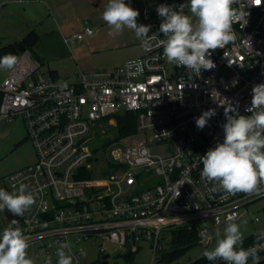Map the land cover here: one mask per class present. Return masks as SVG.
Masks as SVG:
<instances>
[{
  "label": "built area",
  "instance_id": "obj_1",
  "mask_svg": "<svg viewBox=\"0 0 264 264\" xmlns=\"http://www.w3.org/2000/svg\"><path fill=\"white\" fill-rule=\"evenodd\" d=\"M188 2L136 4L138 24L151 25L149 35L157 33L163 39L157 7L166 4L179 11L185 5L183 11L190 14ZM256 4L238 0L233 5L249 15L233 25L235 40L212 53L215 67L202 70L199 77L169 64L159 40L152 41L151 50L141 46L139 56L120 65L79 72L74 83L35 77L39 60L29 49L21 52L0 81V120L21 115L35 149L32 164L5 175L13 191L24 183L37 196L23 217L13 216L35 264H57V249L65 241L72 244L73 264H79V244L89 238L103 252L113 243L134 253L141 241H147L155 262L170 226L195 230L204 252L217 229L237 220L242 208L264 196L239 193L222 198L225 194L209 191L212 185L201 177V156L224 138L226 117L220 104L227 100L239 114L251 115L245 109L251 105L252 87L264 83V0ZM83 33L93 30L86 27ZM209 109L216 115L198 129L196 118ZM122 111L134 114L142 136L115 148L111 158L96 156L89 144L90 130L96 124L102 128L101 120L107 124ZM157 145L168 146L169 153H152Z\"/></svg>",
  "mask_w": 264,
  "mask_h": 264
},
{
  "label": "clouds",
  "instance_id": "obj_2",
  "mask_svg": "<svg viewBox=\"0 0 264 264\" xmlns=\"http://www.w3.org/2000/svg\"><path fill=\"white\" fill-rule=\"evenodd\" d=\"M238 0H189L190 14L174 10L161 4L156 11L162 21L159 33L149 35L151 25L138 24L139 11L125 0H108L102 12L103 21L109 26L110 35L131 29L141 46L151 50L152 41L159 40L163 46V56L169 64L183 67L197 77L202 70H212L214 61L210 59L217 49L235 40L233 25L245 21L249 13L234 8ZM256 5V0H252ZM15 55L8 53L0 57V69L11 70L17 64ZM139 71V69H137ZM226 122L223 124L224 138L201 156V177L212 187L211 192H222L227 196L239 193L264 195V83L252 87L250 107L245 109L251 115H241L231 102L225 100ZM216 115L215 109L202 112L196 118L198 129H203L210 118ZM15 189L16 186L13 185ZM37 196L28 186L20 183L17 190L8 192L0 188V211L7 210L13 216L23 217L36 203ZM211 240V237H205ZM216 243L203 252L209 261L221 260L224 264H260V253L264 252V232L258 234L253 245L244 248V235L241 226L229 222L215 232ZM240 246V247H238ZM30 245L18 221L13 219L10 226L0 233V264H35L29 256ZM57 264H73L72 244L61 242L56 253ZM51 264V260L48 261Z\"/></svg>",
  "mask_w": 264,
  "mask_h": 264
},
{
  "label": "crops",
  "instance_id": "obj_3",
  "mask_svg": "<svg viewBox=\"0 0 264 264\" xmlns=\"http://www.w3.org/2000/svg\"><path fill=\"white\" fill-rule=\"evenodd\" d=\"M125 2L129 4L128 0ZM107 3L108 0H0V17L4 13L7 16L24 15L26 32L33 30L37 35L36 43L32 50L29 49L33 57L41 66L46 60L52 63L51 77L74 83L79 72L120 65L142 53L140 40L131 29L125 28L116 35L109 34V26L102 19ZM86 27H90L93 33H83ZM78 33L82 36H75ZM40 40L45 45L44 49L38 48ZM136 45L139 47L137 54H129ZM123 51L128 54L119 56ZM107 52L112 53L105 59ZM74 55L77 57L75 66L68 65L66 59Z\"/></svg>",
  "mask_w": 264,
  "mask_h": 264
},
{
  "label": "rangeland",
  "instance_id": "obj_4",
  "mask_svg": "<svg viewBox=\"0 0 264 264\" xmlns=\"http://www.w3.org/2000/svg\"><path fill=\"white\" fill-rule=\"evenodd\" d=\"M131 6L136 4L143 3H154L158 0H128ZM1 10V9H0ZM7 12V11H6ZM1 13V12H0ZM14 17V19L12 18ZM26 17V16H25ZM9 18V19H8ZM12 21H11V20ZM26 19V18H25ZM24 19V15H8L4 13L0 17V46L6 44L8 42H12L15 40H20L27 33L25 28H27V22ZM15 20V21H14ZM29 21V20H27ZM38 48H43V41H39ZM44 49V48H43ZM139 51L138 45H136L131 52L134 54ZM112 52H107L104 56L105 59H108ZM126 51L120 53L119 56L126 55ZM21 57V53L17 56L19 60ZM75 60L77 57L74 55L73 57L66 59L68 65L75 66ZM52 63L50 61H44L43 65L40 69L34 74L37 76H50V68L52 67ZM10 72V70L0 69V81ZM123 113V111L121 112ZM103 133H97L94 129H91L89 132V136H91L90 148L94 149V153L96 156L101 154L103 157H112V151L120 146H126L130 143L131 138H139L142 136V133L135 131L128 136H124L123 141L115 142L116 139L119 138L117 129L114 126L115 121H109L107 124L101 120ZM152 153L165 155L169 153L168 146L157 145L151 147ZM36 159L35 149L31 143V141L27 138V131L24 123V119L21 115H17L11 121L3 122L0 120V188L5 189L8 192H12L13 190L10 188L8 181L5 179V175L13 170H16L22 166L32 164ZM97 162L100 161L96 160ZM96 162V163H97ZM241 216L232 222H235L241 226V230L243 232L244 238L264 232V196L252 201L246 207V209H241ZM258 218L259 221H255V218ZM13 220V215L5 211H0V232L4 230V228L10 226L11 221ZM226 224L220 229L221 233ZM165 242L168 241V237L166 236L164 239ZM93 239H85L82 240L79 244L81 248V256L79 264H92L93 261L98 260L97 264H151L152 261V247L147 241H141L136 252L132 253L129 249L125 247H118L116 244L107 243L108 249L105 251L107 254L104 257L101 250L94 244H92ZM216 243L214 238L212 245L213 247ZM209 248V249H210ZM203 252V249L200 245H196L181 258L180 264L184 261L194 259L199 256ZM260 258H264V252ZM155 264V262H154ZM251 264V261H249Z\"/></svg>",
  "mask_w": 264,
  "mask_h": 264
},
{
  "label": "trees",
  "instance_id": "obj_5",
  "mask_svg": "<svg viewBox=\"0 0 264 264\" xmlns=\"http://www.w3.org/2000/svg\"><path fill=\"white\" fill-rule=\"evenodd\" d=\"M37 41L36 33L31 30L24 35L20 40L8 42L0 46V57L11 53L16 57L25 49L32 50V47ZM115 127L119 137L128 136L135 131L136 119L133 113L123 112L114 117ZM168 237V241L165 242V237ZM256 236L250 235L244 238L243 244L255 241ZM162 248L158 250V257L156 258V264H177L181 258L193 247L197 245L196 231L188 229L185 226H170L165 229V232L161 238ZM104 257L107 254L101 251ZM263 252L259 255L262 256ZM98 260L92 262L97 264ZM203 255L196 257L192 264H209ZM117 264V263H115ZM260 264H264V258H260Z\"/></svg>",
  "mask_w": 264,
  "mask_h": 264
},
{
  "label": "water",
  "instance_id": "obj_6",
  "mask_svg": "<svg viewBox=\"0 0 264 264\" xmlns=\"http://www.w3.org/2000/svg\"><path fill=\"white\" fill-rule=\"evenodd\" d=\"M95 130L98 131L99 133L103 132V129L98 124L95 125Z\"/></svg>",
  "mask_w": 264,
  "mask_h": 264
}]
</instances>
